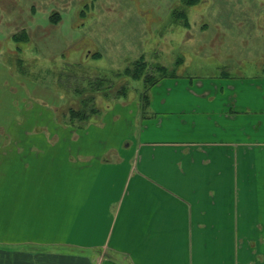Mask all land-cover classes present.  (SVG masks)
Here are the masks:
<instances>
[{
    "label": "crops",
    "instance_id": "obj_1",
    "mask_svg": "<svg viewBox=\"0 0 264 264\" xmlns=\"http://www.w3.org/2000/svg\"><path fill=\"white\" fill-rule=\"evenodd\" d=\"M165 80L142 120L0 133V264H264V77Z\"/></svg>",
    "mask_w": 264,
    "mask_h": 264
},
{
    "label": "rangeland",
    "instance_id": "obj_2",
    "mask_svg": "<svg viewBox=\"0 0 264 264\" xmlns=\"http://www.w3.org/2000/svg\"><path fill=\"white\" fill-rule=\"evenodd\" d=\"M143 60L155 80L157 67L189 81L264 77V0H0V133H44L51 115L65 131L60 114L80 107L84 76L114 83L110 100L96 95L92 125L124 105L144 119L154 82L124 75Z\"/></svg>",
    "mask_w": 264,
    "mask_h": 264
},
{
    "label": "trees",
    "instance_id": "obj_3",
    "mask_svg": "<svg viewBox=\"0 0 264 264\" xmlns=\"http://www.w3.org/2000/svg\"><path fill=\"white\" fill-rule=\"evenodd\" d=\"M25 37L26 36H24L23 38ZM140 62L139 61L137 62L135 71H132L130 70V68H128L125 71L124 75L133 80H139L143 75L144 82L146 84H148L149 82L150 83L154 82L152 83L153 84L152 87L156 86L163 79L172 77V75H168V73L165 72L164 67H157L159 78L155 80V77L153 76L150 77L149 75L145 74L146 72L144 73L147 67L145 65L144 60L141 63ZM120 77H121L120 74L116 76V78H120ZM82 79H83L82 82L75 89L72 88L74 91L73 94H75L78 99L79 98L81 99L80 107L76 108L74 106H71L67 109H64L60 114L61 117L60 119H62L65 122V125H67L70 128L85 131L95 122L94 118H97L102 115L101 110L97 106L98 100L96 95H101L105 99L110 100L111 94H113L114 83L107 76H96L94 78H86L84 76L82 77ZM81 84H83L84 86H82ZM127 93H128L127 87H121V89L115 91L114 98L116 100L120 98H125ZM141 98L142 101L145 102L142 105L143 114L145 117L146 107L149 108L150 106V95L144 93Z\"/></svg>",
    "mask_w": 264,
    "mask_h": 264
}]
</instances>
